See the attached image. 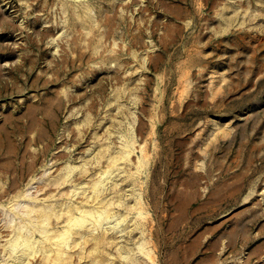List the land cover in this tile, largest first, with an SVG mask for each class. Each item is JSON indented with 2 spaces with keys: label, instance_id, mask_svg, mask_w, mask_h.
Here are the masks:
<instances>
[{
  "label": "rangeland",
  "instance_id": "rangeland-1",
  "mask_svg": "<svg viewBox=\"0 0 264 264\" xmlns=\"http://www.w3.org/2000/svg\"><path fill=\"white\" fill-rule=\"evenodd\" d=\"M0 264H264V0H0Z\"/></svg>",
  "mask_w": 264,
  "mask_h": 264
},
{
  "label": "bare ground",
  "instance_id": "bare-ground-1",
  "mask_svg": "<svg viewBox=\"0 0 264 264\" xmlns=\"http://www.w3.org/2000/svg\"><path fill=\"white\" fill-rule=\"evenodd\" d=\"M90 202H91V200H90ZM78 208L80 209V207H78ZM95 209H97V208L80 209V211H81L80 217L72 218L70 220L67 228L60 234V236H63L65 234H67L68 229H69L68 227H71L73 224H76V223L86 224L87 222H89V220L86 219L87 216H92L95 219H102L108 212V208L107 209H102V211H99V210L95 211ZM24 244L27 245V246H31V243H30L29 240H26ZM13 247H16L15 243H13Z\"/></svg>",
  "mask_w": 264,
  "mask_h": 264
}]
</instances>
